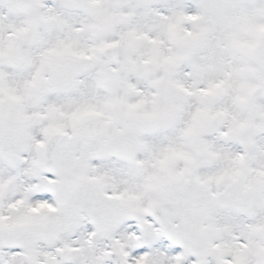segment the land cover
I'll return each instance as SVG.
<instances>
[{
    "label": "snow or ice",
    "instance_id": "6c2138e0",
    "mask_svg": "<svg viewBox=\"0 0 264 264\" xmlns=\"http://www.w3.org/2000/svg\"><path fill=\"white\" fill-rule=\"evenodd\" d=\"M0 264H264V0H0Z\"/></svg>",
    "mask_w": 264,
    "mask_h": 264
}]
</instances>
